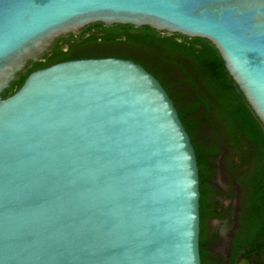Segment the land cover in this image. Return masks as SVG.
<instances>
[{"label":"water","instance_id":"obj_1","mask_svg":"<svg viewBox=\"0 0 264 264\" xmlns=\"http://www.w3.org/2000/svg\"><path fill=\"white\" fill-rule=\"evenodd\" d=\"M98 23L211 42L264 124V0H0V264H202L198 158L154 75L71 60L6 97Z\"/></svg>","mask_w":264,"mask_h":264},{"label":"trees","instance_id":"obj_2","mask_svg":"<svg viewBox=\"0 0 264 264\" xmlns=\"http://www.w3.org/2000/svg\"><path fill=\"white\" fill-rule=\"evenodd\" d=\"M64 44H69L67 50ZM102 58L132 60L160 81L191 137L201 171L203 146L197 144V133L202 121L211 122L214 117L213 144L222 136L239 151L240 164L234 163L232 177L243 189L239 214L242 229L239 236L236 234L234 255L243 253L241 258L264 264V124L211 42L161 33L148 26L93 24L78 36L58 39L41 62H32L27 72L19 75L6 97L19 91L37 70L71 60ZM218 155L214 147L213 159ZM200 253L205 264L203 248Z\"/></svg>","mask_w":264,"mask_h":264},{"label":"flooded vegetation","instance_id":"obj_3","mask_svg":"<svg viewBox=\"0 0 264 264\" xmlns=\"http://www.w3.org/2000/svg\"><path fill=\"white\" fill-rule=\"evenodd\" d=\"M69 44H64L65 50H67ZM197 144L202 145V157L203 162L202 171L199 169L200 173V218H201V232H200V248L205 251V264H253L252 261L248 259L241 258L243 253L238 257L234 255L235 248V238L239 236L237 234L242 229V223L239 221L240 214V203L238 202L233 206V209L228 207V203L224 204L220 200V194L217 190L216 184L214 182L215 169L213 166V148L219 151L217 158L223 155L221 150L220 141L214 142L213 144V130L211 140H206L203 135V129L197 133ZM219 144V146H218ZM236 150V149H235ZM236 160L235 164H240L239 151L236 150ZM236 172V165H232L231 175ZM203 200V203H202ZM203 211V215H202ZM233 219V229L229 238V250L227 254L222 257L217 252V247L221 244V232L217 233L213 230V221L223 218L225 215H231ZM237 234V236H236ZM244 244V242H242Z\"/></svg>","mask_w":264,"mask_h":264},{"label":"rangeland","instance_id":"obj_4","mask_svg":"<svg viewBox=\"0 0 264 264\" xmlns=\"http://www.w3.org/2000/svg\"><path fill=\"white\" fill-rule=\"evenodd\" d=\"M211 122L202 121L203 135L206 140H211L213 130V140L215 138V132L213 129L216 127V121L213 118ZM223 155L213 161L215 169L214 182L217 190L220 194V200L222 203H228V207L233 209V206L240 200L243 195L242 187L235 182L231 175V168L236 160V150L234 146L230 145L229 142L222 136L218 137L214 142H219ZM219 146V144H218ZM233 229V219L231 215H225L223 218L213 221V230L217 233L221 232V244L217 247V252L224 257L229 250V238ZM245 264V263H244Z\"/></svg>","mask_w":264,"mask_h":264}]
</instances>
